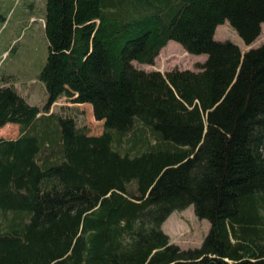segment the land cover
<instances>
[{"label":"trees","instance_id":"trees-1","mask_svg":"<svg viewBox=\"0 0 264 264\" xmlns=\"http://www.w3.org/2000/svg\"><path fill=\"white\" fill-rule=\"evenodd\" d=\"M264 0H45L32 104L0 85V264H264ZM199 69L145 70L170 40ZM88 103L101 134L72 113ZM193 205L210 228L182 248L161 225Z\"/></svg>","mask_w":264,"mask_h":264},{"label":"rangeland","instance_id":"rangeland-1","mask_svg":"<svg viewBox=\"0 0 264 264\" xmlns=\"http://www.w3.org/2000/svg\"><path fill=\"white\" fill-rule=\"evenodd\" d=\"M44 14L45 0H0V85L13 84L30 103L40 107L46 104L48 98L46 87L39 79L48 54ZM215 38L229 39L245 51L262 43L264 23L260 36L249 45L228 20L218 25ZM206 57L205 53H189L172 39L160 50L154 64H136L148 71L166 72L174 67L197 70ZM57 110L72 113L79 124L90 129V134L98 135L103 131V121L95 118L92 106L88 103H75L70 97L63 96L51 104L49 113ZM18 135L19 126L15 123L0 128V137L14 138ZM161 228L172 243L182 248H194L201 245L210 222L205 218L200 219L193 205H189L172 211Z\"/></svg>","mask_w":264,"mask_h":264}]
</instances>
